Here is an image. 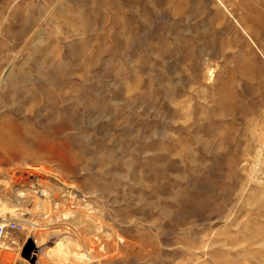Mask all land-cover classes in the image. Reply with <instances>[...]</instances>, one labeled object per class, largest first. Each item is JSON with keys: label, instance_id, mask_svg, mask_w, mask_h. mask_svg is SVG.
<instances>
[{"label": "rangeland", "instance_id": "374dc122", "mask_svg": "<svg viewBox=\"0 0 264 264\" xmlns=\"http://www.w3.org/2000/svg\"><path fill=\"white\" fill-rule=\"evenodd\" d=\"M5 218L0 264H264V0H0Z\"/></svg>", "mask_w": 264, "mask_h": 264}, {"label": "bare ground", "instance_id": "6f19581e", "mask_svg": "<svg viewBox=\"0 0 264 264\" xmlns=\"http://www.w3.org/2000/svg\"><path fill=\"white\" fill-rule=\"evenodd\" d=\"M48 195V194H47ZM47 195L45 193V191H42V192H35V193H23L21 194V201H20V209L23 210L25 209V205L22 204L23 202V198L29 200L30 202H32L31 206L32 208H28V212L29 214H38L40 215L41 217H44L45 215H47V213H49V210L51 209L52 207V202L49 201L47 199ZM18 210V209H17ZM20 211V210H19ZM18 211V212H19ZM24 213V212H23ZM37 218V217H36ZM6 220V218L4 219V221ZM17 221V220H16ZM22 223V222H21ZM4 224V223H2ZM26 226H29L31 228H33L36 232H39V230L41 229V225L40 223H37V222H27L26 223ZM24 229V227H23ZM40 234V233H39ZM41 235V234H40ZM42 236V235H41ZM40 237V236H39ZM6 238V237H5ZM43 238V236H42ZM41 239V238H40ZM43 242L46 243V239H43ZM42 242V243H43ZM1 244V243H0ZM46 245V244H45ZM67 249V248H66ZM67 251V250H65ZM90 251V250H89Z\"/></svg>", "mask_w": 264, "mask_h": 264}, {"label": "built area", "instance_id": "2783aa9c", "mask_svg": "<svg viewBox=\"0 0 264 264\" xmlns=\"http://www.w3.org/2000/svg\"><path fill=\"white\" fill-rule=\"evenodd\" d=\"M4 222V221H3ZM23 230V226L13 220H5L4 224H0V243L5 240L7 233L19 232Z\"/></svg>", "mask_w": 264, "mask_h": 264}]
</instances>
